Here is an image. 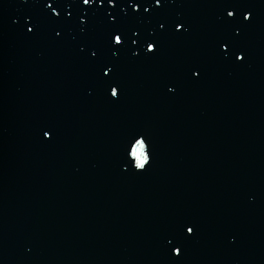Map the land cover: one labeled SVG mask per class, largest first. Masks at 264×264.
Here are the masks:
<instances>
[{"label":"water","instance_id":"obj_1","mask_svg":"<svg viewBox=\"0 0 264 264\" xmlns=\"http://www.w3.org/2000/svg\"><path fill=\"white\" fill-rule=\"evenodd\" d=\"M0 264H264V0H0Z\"/></svg>","mask_w":264,"mask_h":264},{"label":"snow or ice","instance_id":"obj_2","mask_svg":"<svg viewBox=\"0 0 264 264\" xmlns=\"http://www.w3.org/2000/svg\"><path fill=\"white\" fill-rule=\"evenodd\" d=\"M82 2H83L84 4H90V3L93 2V0H82ZM108 3H109V4H112V3H113V0H108ZM156 3H157V4H160V3H161V0H156ZM47 7L50 8V9H52L53 11H55V9L53 8V6H52L51 3H48V4H47ZM134 7H138V6L134 5ZM227 15H228V17H230V18H234L236 14H235L234 11H229V12L227 13ZM251 17H252V13H251V12H245V13L243 14V17H242V18H243V20H245V21H250V20H251ZM161 27H163V25H161ZM183 27H184V25H182V24H177V29H178V30L181 29V28H183ZM29 31L31 32L32 29L30 28ZM57 35H59V33H57ZM124 43H125V40L122 38L121 35L117 34V35H115V36L113 37V44H114V45H121V46H123ZM133 43H135V41H133ZM227 47H228V45L225 44V45H224V48L227 49ZM157 50H158V41H153V42L148 43L147 48H146L145 51H146L147 53H154V52L157 51ZM94 55H95V53H94ZM243 58H244V57H243L242 55H238V56L236 57V59H238V60H243ZM111 71H112L111 69H107V70L103 73V75L108 76L109 73H110ZM110 95H111L112 97L118 99V98H119V95H120V89H119V86H112V87H111V90H110ZM44 135H45L46 137H50V136H51V133H50V132H45ZM137 144L140 145V146H148L147 141H146L145 138H139V139L137 140ZM147 160H148V163H149V162H150V154H149V156L147 157ZM141 167H142V169H145V165H141ZM194 231H195L194 227H188V228H187V232H188V233H194ZM181 251H182V249H180V248H175V249H174V252H175L177 255H179V254L181 253Z\"/></svg>","mask_w":264,"mask_h":264}]
</instances>
